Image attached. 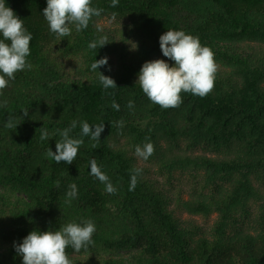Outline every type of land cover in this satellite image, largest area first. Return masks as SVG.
Segmentation results:
<instances>
[{"label": "trees", "instance_id": "trees-1", "mask_svg": "<svg viewBox=\"0 0 264 264\" xmlns=\"http://www.w3.org/2000/svg\"><path fill=\"white\" fill-rule=\"evenodd\" d=\"M7 2L32 34V67L0 92V264H22L14 243L30 231L89 218L94 244L78 252L68 247L72 264H264V188L255 184L264 181V0H119L116 7L92 0L101 15L82 31L71 26L68 37L50 32L46 0ZM106 18L112 22H101ZM168 29L198 36L214 52L217 72L207 95L182 92L179 107L164 109L147 98L137 77L145 61L168 59L159 44ZM99 36L110 41L95 55L88 43ZM103 56L111 70H99L116 88L104 90L90 69ZM10 116L16 127L6 126ZM73 120V136L83 121L104 123V131L99 141L82 137L71 164H57L47 149L56 150L57 130ZM44 129L49 140H41ZM146 142L154 145L147 161L166 184L176 172H189L201 175L200 190L183 199L165 189L135 155ZM92 159L115 193L90 174ZM134 168L142 172L129 190ZM72 183L78 195L67 204ZM172 202L193 215L217 213L208 235L183 224ZM256 202L252 232L242 222Z\"/></svg>", "mask_w": 264, "mask_h": 264}, {"label": "clouds", "instance_id": "clouds-1", "mask_svg": "<svg viewBox=\"0 0 264 264\" xmlns=\"http://www.w3.org/2000/svg\"><path fill=\"white\" fill-rule=\"evenodd\" d=\"M118 3L119 0H111L112 7H116ZM102 11L103 9L92 6V0H46L42 14L50 32L59 37H68L72 33L71 26L78 32L82 31L89 26L92 17L100 16ZM31 39L32 34L24 26L23 19L8 5L7 0H0V92L15 79L17 72L32 67L27 59L31 53ZM109 41L106 36H99L88 43V48L95 50L96 55V50ZM159 44L162 55L168 59L145 61L137 77L142 92L152 103L164 109L176 108L183 102L182 92L204 97L213 89L217 72L214 52L210 47L202 45L198 36L183 29H168L160 35ZM108 59L103 56L90 64V69L98 72V80L104 90L117 87L111 76L99 70L102 67L111 70ZM3 106L4 102H0V107ZM112 107L119 110L120 105L114 101ZM127 107L133 109L134 101L129 100ZM23 114L27 116L28 109H24ZM77 124L73 120L68 127L58 129L61 139L56 141V150L53 151L50 147L47 149L48 156L57 164L61 161L71 164L84 143L82 137L99 141L105 127L104 123L90 125L87 121L80 122L81 130L77 137L72 135ZM16 125L14 117L10 116L6 126L13 128ZM49 138L48 131L42 130L41 140ZM153 152L154 145L151 142L135 147V155L143 160H147ZM141 172L140 168L132 170L129 190H134ZM90 174L105 185L108 193L117 191L95 159L90 161ZM77 195V185L70 184L65 203L70 204ZM95 231L96 224L90 218L79 222L71 221L55 230H32L22 242L14 243V249L22 257V264H72L66 249L71 247L77 252L87 249L94 244Z\"/></svg>", "mask_w": 264, "mask_h": 264}, {"label": "rangeland", "instance_id": "rangeland-1", "mask_svg": "<svg viewBox=\"0 0 264 264\" xmlns=\"http://www.w3.org/2000/svg\"><path fill=\"white\" fill-rule=\"evenodd\" d=\"M101 22L110 24L112 22V18H106L102 20ZM194 153H204V154H211L210 151L204 150L203 148H196L194 150ZM140 164L147 165L151 169V174L153 176H156L160 182L163 183V187L165 189H168L171 192L176 193L177 195H180L181 198L187 199L190 197L191 192L193 191H199L202 184V177L201 175L198 176V178L193 177V175L189 172H176L174 174V179L171 181V184H166L164 179L161 175H157L156 173V164L150 163L147 160L139 159ZM255 184L259 185L260 187L264 188V181H261L260 183L255 180ZM208 191V190H206ZM16 196V195H15ZM12 199H14L11 196ZM260 202H256L252 204V215L249 216L248 219H244L242 222V226L244 229L249 231H256L257 228V213L260 209ZM170 208L174 210L175 215H177L182 221L183 224L189 225V224H196L200 227H202L203 232L205 235H208L209 230L215 219L217 218V213H212L209 216H203V215H196V214H190L186 211L180 210L175 206V203L172 202L170 204Z\"/></svg>", "mask_w": 264, "mask_h": 264}]
</instances>
